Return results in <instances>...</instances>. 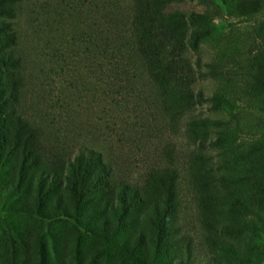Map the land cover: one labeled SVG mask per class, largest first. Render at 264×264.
Returning a JSON list of instances; mask_svg holds the SVG:
<instances>
[{"label": "rangeland", "instance_id": "obj_1", "mask_svg": "<svg viewBox=\"0 0 264 264\" xmlns=\"http://www.w3.org/2000/svg\"><path fill=\"white\" fill-rule=\"evenodd\" d=\"M111 1L21 0L0 32V264H264V0H150L192 97L100 54Z\"/></svg>", "mask_w": 264, "mask_h": 264}, {"label": "trees", "instance_id": "obj_2", "mask_svg": "<svg viewBox=\"0 0 264 264\" xmlns=\"http://www.w3.org/2000/svg\"><path fill=\"white\" fill-rule=\"evenodd\" d=\"M21 0H0V32L5 28L13 32L9 35L5 42L12 43L13 37L17 38V31L13 28V22L17 17L18 5ZM129 8H123L118 10V6L121 1H111V8H115L116 15L121 14L117 18H113L116 15L113 11H105L102 15L104 22L103 36L101 40L100 54L104 56L120 55L124 56L128 62L140 67L143 71L148 72L149 76L154 78L159 75L170 71L173 76L172 81H165L164 85L169 86L173 82H176V86L185 92L191 93L192 86L195 81V68L192 65L191 59L187 53L189 42L177 31L171 24L178 26L180 21H177L180 17L179 11L168 13L169 25L166 22L158 20L159 13H156L154 7L150 6V0H129ZM163 1V0H160ZM113 2V3H112ZM104 10L105 7H103ZM153 11L154 14H151ZM188 17V16H187ZM1 21H8L3 24ZM112 22H116L117 30L113 29ZM122 30V31H119ZM16 31V32H15ZM2 41L0 40V48L2 47ZM127 55V56H126ZM11 63H15L12 60ZM3 61L0 60V65ZM1 93V90H0ZM197 101L203 100V95L198 92L195 93ZM192 97V93H191ZM212 103L215 105L225 102L223 98L219 96H213L211 98ZM3 100L0 95V108L3 104ZM216 123V122H214ZM217 124V123H216ZM1 133V130H0ZM223 139L219 138L215 141L216 144L222 142ZM1 142V135H0ZM94 153V151H92ZM98 160L96 162L84 163V154L80 152L75 157V162H69L70 169L73 174L83 177V175L93 167V165H100V173L106 176L107 173L104 168L103 162L100 160V155L97 154ZM77 177V176H76ZM81 179V178H80ZM77 187L74 186V191ZM139 192V191H138ZM137 190L132 194L136 197L138 195Z\"/></svg>", "mask_w": 264, "mask_h": 264}]
</instances>
